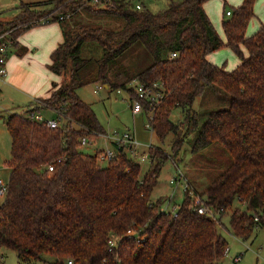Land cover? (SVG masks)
<instances>
[{
	"label": "trees",
	"instance_id": "obj_1",
	"mask_svg": "<svg viewBox=\"0 0 264 264\" xmlns=\"http://www.w3.org/2000/svg\"><path fill=\"white\" fill-rule=\"evenodd\" d=\"M132 1L111 0L104 7L76 0L21 3L12 19L0 22V33L16 27L14 37L50 22L62 30L47 65L61 83L52 82L47 98L22 112L7 111L2 120L11 141L0 247L14 250L17 264L45 263L43 254L56 257L53 264H222V215L229 211L230 232L240 240L264 226V23L245 33L256 0H242L221 20L225 42L203 10L206 0H166L156 12L144 4L134 10ZM221 47L239 57L233 70L208 61L206 55ZM26 50H17L18 56ZM133 82L161 86L160 100L142 102V113L150 114L159 142L173 135L171 154L150 146V169L142 178L122 147L105 166L98 153L79 149L81 137L94 139L103 129L76 90L101 84L107 91L126 90L130 102ZM207 95L215 104L194 110L193 101L199 98L203 106ZM41 108L54 111L61 125L50 129L33 120L30 114ZM176 108L187 132L195 131L192 152L219 145L227 158L200 193L189 185L179 206L167 212L160 209L163 200L150 195L162 162L184 142L179 124L170 120ZM201 205L217 216L197 212Z\"/></svg>",
	"mask_w": 264,
	"mask_h": 264
},
{
	"label": "rangeland",
	"instance_id": "obj_2",
	"mask_svg": "<svg viewBox=\"0 0 264 264\" xmlns=\"http://www.w3.org/2000/svg\"><path fill=\"white\" fill-rule=\"evenodd\" d=\"M45 1L47 0H0V22L12 19L14 15L17 14L21 3ZM226 1L227 4L224 0H217V4H211L210 11L212 12V17L219 19L220 15L221 18L223 15V18H227L225 11H232V4L228 0ZM134 3L144 4L150 11L156 12L164 7L166 0H133L131 4L134 5ZM256 7L262 14L264 11V0L255 1L253 9L256 10ZM255 10V17L249 23V29L252 28V24L256 25L259 19V14L256 13ZM257 29L258 27L256 26V28L247 36L253 34ZM221 33L223 34L222 30ZM222 50H226V55L223 56L224 58H222L220 65L225 63L224 66L222 65L225 70H233L237 64L233 66V61H231V59L239 63V57L228 47L223 48ZM242 52L243 56L247 57V54L243 49ZM55 77V74L51 75L46 72L42 77L44 85L49 83L51 86V82L56 79ZM132 86L133 85H131V87ZM96 88L97 84L93 83L84 85L77 89L76 92L82 101L88 103L90 107H92L97 122H99L103 129V134L111 135L115 132L122 133L134 130V135L141 145V147L137 148L138 152H145V147L151 144L161 148V150L166 151L168 154H171L169 147L173 135L171 133L167 134L162 143L159 142L150 130L145 128V125L149 122L148 118L150 117V114H144L142 112L133 114L131 107L129 106V94L126 90L119 89L116 91L114 89L112 91H107L105 88L100 87L97 92L95 91ZM23 97L24 98L16 97L7 89L0 92V178L4 181L8 179L9 173V171L5 169L4 162L10 157V138L2 120L7 111L15 110L17 112H22L24 108L29 105L27 97L24 95ZM200 101L199 98H196L193 101L192 108L194 110L200 111L201 109L210 108L211 105L215 104L213 97L210 95H207L203 99V106L200 104ZM38 113L41 114L43 118L55 115L54 112L51 114L48 109L43 108L39 109ZM170 120L175 124H179V129H181L179 135H183L184 142L180 146L175 157L172 159L167 158L162 162L157 178L158 183L153 188L150 195V198L153 201L162 199L163 202L160 209L167 212H173L182 202L184 198V189L187 185H190L189 187L196 190L197 193H200V191L209 184L211 176L221 167V162H224V159L227 158L225 151L219 145H216L217 148L209 147L202 152H192L190 143L195 137V131L187 132V122L181 109L176 108L172 110L170 113ZM103 139L104 137L100 134V136L94 137L91 144L84 145L79 149L83 153L86 152L92 154L95 150L103 149L105 146L112 148V146H110L109 143L106 144ZM137 163L140 167L139 177L142 178L150 169L149 160H138ZM98 164L105 166L107 162L100 161ZM179 173H181L182 176H180ZM174 177L178 179V183L169 182V180ZM1 201L2 198H0V203ZM233 207L238 208L240 211L246 209L245 205L240 202H234ZM228 220L229 211L222 215L220 225H218V233L223 237L224 241L227 242L226 248H228V253L223 256L222 264H232L231 260L234 255H239L241 257L236 264H264V226L257 227L248 239L240 240L231 234ZM42 257L44 258L45 263L43 261H35L32 262V264H53L57 260L56 257L49 254H43ZM0 264H17L15 251L0 247Z\"/></svg>",
	"mask_w": 264,
	"mask_h": 264
},
{
	"label": "crops",
	"instance_id": "obj_3",
	"mask_svg": "<svg viewBox=\"0 0 264 264\" xmlns=\"http://www.w3.org/2000/svg\"><path fill=\"white\" fill-rule=\"evenodd\" d=\"M228 1L232 4V7H235L236 5L240 4L242 0H228ZM224 2L227 4L226 0H224ZM217 3H218L217 0L206 1L203 4V10L207 13V16L209 17L212 26H214V29L218 34L219 38L225 42V35L223 28L221 26V19H223V15L222 18L220 15L219 19L211 16L212 13L210 11L211 4H217ZM257 7L256 10L255 9L254 10L256 13L259 14L258 16L259 19L256 25L252 24V28L249 29L250 26L249 23L255 17V13H254L253 17L247 24L248 27L245 32L246 35H249V33L252 30H254L256 26L259 28L260 24L264 23V11L261 14L260 11L257 9ZM221 30L223 34L221 33ZM61 41H62V30H60L57 22H50L49 24L38 25L28 30H25V32L21 33L20 36L17 37L16 46L8 51L7 60H6L7 63L6 75L4 77L5 79L0 80V92L2 90L7 89L8 91L12 92V94H14L16 97L18 96L19 98L21 97L24 98L23 97L24 95L29 100L28 104L33 103V101H36L39 98H47L50 94L51 86L49 85V83H46V85H44L42 77L46 72L51 75L53 74L52 72L50 73L48 71L47 65L50 63L49 60H50L51 52L56 47H58L57 45L60 44ZM25 47L27 48L26 52L23 55L18 56L17 50ZM223 48H221V50L213 51L207 54L206 57L208 61L219 67L221 65L224 66L225 63L220 65V63L222 62V58H224L223 56L226 55V50H222ZM242 49L246 52L244 47H241V51ZM231 61H233L232 62L233 66L238 64V62H235L232 59ZM55 78H56L55 81L52 82L60 84L62 81V77L56 75ZM48 111H50L51 114L53 113V111L51 110ZM53 117L54 116L52 115L51 117L48 118H53ZM132 131L135 134V131L134 130ZM97 151L99 150H95L93 154ZM5 162H4V166H5Z\"/></svg>",
	"mask_w": 264,
	"mask_h": 264
},
{
	"label": "built area",
	"instance_id": "obj_4",
	"mask_svg": "<svg viewBox=\"0 0 264 264\" xmlns=\"http://www.w3.org/2000/svg\"><path fill=\"white\" fill-rule=\"evenodd\" d=\"M78 2L84 3L87 6H91V7H104L105 5H107L108 3L111 2V0H76ZM132 3V2H131ZM132 9L134 10H140L142 8V5L140 3H134V5L131 4ZM231 14V11L226 10L225 11V15L229 16ZM65 18H69L70 17V13L66 12L65 14ZM63 16H60L59 19H63ZM16 27H10L7 28L6 30H4V32L0 33V80L5 79V75H6V60H7V55H8V51L13 48V46L16 43L17 37L13 36V30H15ZM174 54H171V57H174ZM131 85L132 86V90L134 91V96L130 99V107H131V111L133 114H138L141 113L143 110V105L142 102H149V104H153V103H157L158 100H160L161 96H162V92L160 91L161 86L157 85V84H153L150 87L148 86H143L137 82H133ZM102 87L101 84H97V88L95 91L98 92V88ZM33 102H37V101H33ZM54 112V111H53ZM55 114V112H54ZM30 117L35 120V121H39L42 122L43 124H45V126L47 128L53 129V128H58L61 123H59L58 121V117H56L54 115L53 118H43L41 116V114L38 113H32L30 114ZM145 128L149 129L150 132L152 133V129H151V125L150 122H148L145 125ZM153 134V133H152ZM102 137H104V142L106 144H110L111 147L105 146V148L100 149L99 151L95 152L98 153L97 156V161H106L109 162L111 161L115 155H116V148L122 147L124 149L125 152H127L128 156L131 158H134V160L136 162H138V160L140 161H147V159L149 160V151L148 149L150 148L151 144H149L148 146L145 147L146 151H142V152H138L137 148L141 147L140 143L138 142L136 136L134 135L133 131L130 132H122V133H114L111 135H107V134H101ZM100 136V135H98ZM93 139L88 138V137H81V139H79V144L80 147L84 146V145H89L91 144ZM46 170L50 173L53 171L52 166L48 165L46 166ZM180 176L181 173H179ZM170 183H178V179H176V177L171 178L169 180ZM188 185L185 187L187 188ZM8 192V186H7V181H4L3 179L0 178V198H4L6 196ZM195 201L199 202V197H195ZM197 212L201 213V214H208L209 217H216L217 213L212 212L211 210L208 211L206 208H204V206H199L197 208ZM128 234H131L130 232H128ZM228 253V248H226L224 250V255ZM240 256H233L231 263L232 264H236L239 260H240ZM68 264H71L70 261H67Z\"/></svg>",
	"mask_w": 264,
	"mask_h": 264
},
{
	"label": "water",
	"instance_id": "obj_5",
	"mask_svg": "<svg viewBox=\"0 0 264 264\" xmlns=\"http://www.w3.org/2000/svg\"><path fill=\"white\" fill-rule=\"evenodd\" d=\"M103 88H105V89H106V86L104 85V86H103Z\"/></svg>",
	"mask_w": 264,
	"mask_h": 264
}]
</instances>
